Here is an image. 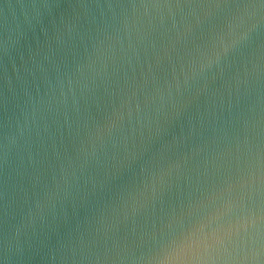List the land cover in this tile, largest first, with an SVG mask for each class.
<instances>
[{
  "label": "water",
  "instance_id": "95a60500",
  "mask_svg": "<svg viewBox=\"0 0 264 264\" xmlns=\"http://www.w3.org/2000/svg\"><path fill=\"white\" fill-rule=\"evenodd\" d=\"M0 264H264V0H0Z\"/></svg>",
  "mask_w": 264,
  "mask_h": 264
}]
</instances>
